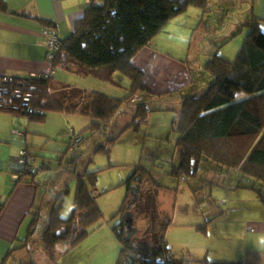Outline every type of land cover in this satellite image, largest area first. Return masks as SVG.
<instances>
[{
  "label": "trees",
  "instance_id": "trees-1",
  "mask_svg": "<svg viewBox=\"0 0 264 264\" xmlns=\"http://www.w3.org/2000/svg\"><path fill=\"white\" fill-rule=\"evenodd\" d=\"M190 7L201 9L203 15L212 10L211 0H91L83 15L75 19L71 35L59 38L60 48L51 61L53 69L72 70L73 65H77L88 74L99 70L119 72L130 78L129 94L120 98L98 90L60 85L52 74L42 72L40 78L14 75L37 86L34 97L19 109L0 110L26 114L36 122L44 121L49 112L90 116V124L79 134L73 132L70 136L69 147H78L70 162H79L83 157L79 145L86 138L84 132H99L120 123L118 116L122 113L132 116L130 122L125 121L122 131L129 127L139 129L153 111L174 110L170 108L173 100L164 108L156 101L166 95L172 96L178 90L158 92L152 89L146 82L145 71L135 64L134 58L174 18L188 12ZM7 9V1L0 0V10ZM36 18L42 24L52 26L51 21ZM263 21L252 12L246 25L250 31L243 39L235 60L213 54L204 64V70L214 77L213 82L179 100L181 107L175 110L177 114L172 124V131L178 135L175 159H179L178 163L174 159L172 161L174 174L199 178L210 168L215 174L239 171L264 183ZM240 33L233 34V37ZM212 41L217 46L222 42ZM116 138H110V141L114 143ZM96 150L107 151L103 144ZM28 152L34 158L29 163L30 169L22 173L28 165L19 161L14 171L17 174L15 180L40 186L36 179L39 167H33L36 155L30 150ZM154 157V154L149 155L150 159ZM209 163L212 165L208 166ZM98 173V170L88 169L73 171L77 180L75 201L73 212L67 218L61 215L67 192L51 191L48 208L34 207L27 235L20 240L22 243L7 252L0 264H41L36 257L38 253L47 256V264H58L55 257L57 247L77 245L104 218L93 193ZM147 182L152 184L151 187H147ZM126 184L127 196L116 215L120 222L113 227L121 243L117 264H243L235 260H212L207 255H195L188 249L175 252L166 237L157 231L148 243L136 242L137 230L134 223L128 226L127 214H132L134 222V207L139 195L141 198L143 194L145 198L152 197V186L162 188V185L158 184L150 169L141 164L135 166ZM261 196L264 203V194ZM197 229L207 233V227ZM31 244L35 245L34 249Z\"/></svg>",
  "mask_w": 264,
  "mask_h": 264
},
{
  "label": "rangeland",
  "instance_id": "rangeland-1",
  "mask_svg": "<svg viewBox=\"0 0 264 264\" xmlns=\"http://www.w3.org/2000/svg\"><path fill=\"white\" fill-rule=\"evenodd\" d=\"M244 1L236 5L234 0L221 2L213 0L212 10L206 15H203L201 9L190 7L188 12L183 14H190V17L182 16L183 20L180 23V27L186 25L187 21L194 25L189 39L184 40L183 36H178L161 47L165 53H173L170 55L188 63L186 76L189 74L188 78L191 82L193 80L192 83L176 89L178 92L172 96L166 95L167 97L164 96L165 98L156 101L164 108L170 106L169 102L173 100L170 108L174 110L153 111L148 121L139 129L129 127L122 131L125 121L130 122L132 119L128 113H122L118 116L120 123L103 128L99 132H84L83 136L86 138L79 145L83 157L75 163H71L70 159L78 147L69 149L71 147L68 145L70 141L68 132L71 133V127H65L62 120L53 116L57 112L48 113L47 117L51 118L45 125L53 128L54 139L52 138L53 141L49 143L43 136L36 138L39 139V143H47L49 149L55 148L57 151L54 153L55 159L52 160L53 169L37 175L41 195L37 199V206L48 208L47 203L52 198L50 192L65 191L67 193L64 196L61 215L65 218L71 216L77 184L73 171L98 170V183L93 193L104 215L100 224L77 245L57 247L55 257L58 264H117L121 243L116 238L113 227L120 222V217L116 215L127 196L126 181L138 164L149 168L162 188L153 185V196L145 198L146 195L143 194L141 198L139 195L140 199L138 198L135 203L136 216L133 223L137 230L136 242L148 243L152 234L157 231L166 237L175 252L188 249L195 255H207L212 260L239 261L244 256L241 237L245 232L244 228L264 227V203L261 196V193L264 194V183L239 171L215 174L210 168L199 178L178 176L173 173L172 162L173 159L175 163L179 160L175 159L177 155L175 141L178 135L172 131V124L177 114L175 110L181 107L179 100L213 82L214 77L204 70L205 62L213 54L217 53L228 60H235L243 39L250 31L248 26H240L242 32L238 36L231 40L227 39L218 46L209 48L208 42L219 36L218 33L223 25L226 26V30L234 27L241 4H246ZM192 10L197 14L199 12L200 16L191 15ZM240 15H238L239 19H241ZM197 29L198 32L194 34ZM262 29L264 31V21ZM200 33H205L201 41L198 39ZM205 37L209 41L205 42ZM180 43L184 44L181 49ZM201 47L202 50H199ZM64 71L59 69V72L63 73L62 76L71 84L80 82L89 89L97 88L95 90L120 98L130 92V78L119 72L117 73L122 79L116 78L118 84L112 86L109 81L98 80L92 73L81 75ZM66 116L71 117V120L79 125V130H84L92 121L90 116L80 113ZM66 129L68 132L65 131ZM115 137H117L116 141L111 142L110 138ZM101 144L106 147V152L96 150ZM41 149L39 152H43ZM47 153L51 154L50 151ZM148 154H154L155 157L150 159ZM61 159L64 161L61 162ZM211 165L212 163H209L208 166ZM58 166L60 168L56 170ZM146 185L151 187L152 184L147 182ZM47 194L50 198H47ZM129 205L132 206L130 201ZM215 216L218 217L214 218ZM197 227H208V232L203 233ZM26 229L27 227H24V231ZM25 236L24 233L17 245L22 243L20 240ZM31 245L34 249L35 245ZM43 255L44 253H38L36 257L41 264H47V256ZM212 256L218 258L214 259ZM2 259L3 257L0 261Z\"/></svg>",
  "mask_w": 264,
  "mask_h": 264
},
{
  "label": "crops",
  "instance_id": "crops-1",
  "mask_svg": "<svg viewBox=\"0 0 264 264\" xmlns=\"http://www.w3.org/2000/svg\"><path fill=\"white\" fill-rule=\"evenodd\" d=\"M6 1L8 4L7 11L0 10V74L29 77L41 72L48 73L54 76L57 84L89 89L88 86L80 82L71 84L62 76L63 73L59 72V69H53L51 61L48 60V40L52 34L61 39L70 36L75 19L83 15L91 0ZM211 2L213 4V0ZM240 2L242 0H234L236 5ZM244 2L246 4H241V10L237 12V21L234 23V27L226 30V26L223 25L222 30L218 33L219 36L212 39L217 42H223L229 38L233 39V34L242 32L240 26H246L250 21L252 12L264 19V0H245ZM190 13L191 15L196 14V17L197 15L200 16L199 12L197 14L193 10ZM239 14H241V19L238 18ZM37 16L51 21L52 26L42 24L36 18ZM182 16L190 17V14L174 18L166 29L155 36L150 45L140 50L134 58L135 64L145 71L147 84L155 91H174L184 84L193 82L188 78L189 74L186 76L188 63L170 55L173 53H165L161 48L166 42H171L178 36H183L184 40L189 39L194 25L187 21L186 25L180 27L183 20ZM197 32L198 29L194 34ZM204 36L205 33H200L199 41ZM204 41L207 42L209 39L205 37ZM208 46L209 48L217 46V43L210 41ZM182 47L184 44L180 43V49ZM199 50H202V47ZM64 70V72L81 75L88 74L81 71L77 65H73L72 70ZM108 72L107 70H99L92 72V74L100 81H109L112 86L118 84L116 78L122 79L117 72ZM66 115L71 114L57 112L53 116L62 120L65 127H71L70 134L67 129L65 130L68 132V136H71L73 132L79 134L83 131V129L79 130V125ZM50 118L46 116L44 121L36 122L32 121L26 114L0 110V154H2L0 157V258H4L10 249L17 246V242L24 233L27 235V229L24 231V227H28L34 207H40L37 206V199L41 196L40 186L32 182L17 183L15 180L17 174L14 171H16L20 161V155L25 149L36 155L34 161L36 165L33 167H39L38 173L53 169L52 160L55 159L54 153L57 149H49L47 143H39V139L36 138V136H43L47 138L49 143L53 141L54 136L52 135H55L52 131L53 128L45 125ZM40 149L43 152H39ZM48 151L51 154H48ZM60 161L63 162L64 160L61 159ZM58 168L60 166L56 170ZM50 195H52L51 192ZM47 198H50L49 195ZM244 229L245 232L241 236L244 256L239 261L243 264H264V227H245ZM212 258L218 257L212 256Z\"/></svg>",
  "mask_w": 264,
  "mask_h": 264
},
{
  "label": "built area",
  "instance_id": "built-area-1",
  "mask_svg": "<svg viewBox=\"0 0 264 264\" xmlns=\"http://www.w3.org/2000/svg\"><path fill=\"white\" fill-rule=\"evenodd\" d=\"M61 40L55 34L50 35L48 40V60L52 61L55 57L56 51L60 48ZM34 77H42L41 73L33 74ZM36 85L19 80L14 75L0 74V109H19L22 105H27L34 97ZM34 158L24 150L21 153L20 162L27 164L28 167L25 173L30 169L29 163Z\"/></svg>",
  "mask_w": 264,
  "mask_h": 264
},
{
  "label": "water",
  "instance_id": "water-1",
  "mask_svg": "<svg viewBox=\"0 0 264 264\" xmlns=\"http://www.w3.org/2000/svg\"><path fill=\"white\" fill-rule=\"evenodd\" d=\"M127 215H128L127 216L128 226L131 227L132 224H133L132 214L131 213H128Z\"/></svg>",
  "mask_w": 264,
  "mask_h": 264
}]
</instances>
